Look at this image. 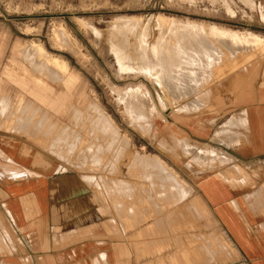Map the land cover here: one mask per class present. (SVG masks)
<instances>
[{"label":"rangeland","instance_id":"374dc122","mask_svg":"<svg viewBox=\"0 0 264 264\" xmlns=\"http://www.w3.org/2000/svg\"><path fill=\"white\" fill-rule=\"evenodd\" d=\"M61 27L70 33L65 42ZM231 30L264 43V0H0V131L100 195L122 167L127 195L163 185L161 172L171 179L162 189L173 192L179 183L167 169L182 175L185 162H222L208 153L189 160V121L221 114L234 90L264 83V44L233 45L218 34ZM31 46L64 61L62 77L37 63Z\"/></svg>","mask_w":264,"mask_h":264},{"label":"crops","instance_id":"0c3cea01","mask_svg":"<svg viewBox=\"0 0 264 264\" xmlns=\"http://www.w3.org/2000/svg\"><path fill=\"white\" fill-rule=\"evenodd\" d=\"M61 29L65 42L70 33ZM28 54L59 77L67 69L41 47ZM256 83L234 90L221 114L189 121V160L208 153L222 162H185L182 175L167 169L179 183L173 192L162 189L171 179L161 172L163 185L127 195L122 167L100 195L0 131V264H264V83Z\"/></svg>","mask_w":264,"mask_h":264},{"label":"bare ground","instance_id":"6f19581e","mask_svg":"<svg viewBox=\"0 0 264 264\" xmlns=\"http://www.w3.org/2000/svg\"><path fill=\"white\" fill-rule=\"evenodd\" d=\"M247 1L249 2V0H247ZM159 18H160L159 21H161V22H163V21H167V20H170V21H176V20H177V19H175V18H173V19L164 18V17H159ZM120 21H121V20H120ZM126 21L131 22L130 19H126ZM177 21H178V20H177ZM122 22H123V19H122ZM124 22H125V21H124ZM124 22H123V23H124ZM128 22H127V23H128ZM120 23H121V22H120ZM120 23H118V25H119ZM125 23H126V22H125ZM127 23H126V24H127ZM170 24L172 25V23H170ZM170 24H169V25H170ZM120 25H121V24H120ZM130 26H131V25H130ZM209 26H210V25H209ZM61 30H63V29H61ZM61 30H60V31H61ZM60 31H59V32H60ZM63 31H64V30H63ZM114 31H115V30H114ZM117 31H118V30H117ZM59 32H58V33H59ZM145 32H146V31H145ZM63 33H64V32H63ZM63 33H62V35H64ZM176 33H177V32H176ZM59 34L61 35V33H59ZM191 34H192V33H191ZM216 34H217V33H216ZM218 34L222 35L223 38L225 37V39L227 38V40H229V39L232 40V41H233V45L235 44V42H240V43H241V42H243V41H247L246 43H251V44H252V43H255V44H254V46H255V45H260V44L263 42V41L260 40L259 38H254V37H256L255 35H251L252 37L250 38V37H247V36H242L241 33H236L235 31H232V30H231V31L220 32V33H218ZM60 35H59V37H60ZM169 35H170V34H169ZM171 35H172V34H171ZM174 35H175V34H174ZM220 35H219V36H220ZM176 36H177V35H176ZM193 36H194V35H193ZM207 36H208V35H207ZM222 36H220V37L222 38ZM173 37H174V36H173ZM60 38H64V37L61 36ZM160 38H164V37L161 35ZM58 39H59V38H58ZM169 39H170V38H169ZM175 39H176V37H175ZM160 40H161V39H160ZM166 40H167V39H166ZM230 40H229V41H230ZM62 41H64V40L62 39ZM169 41H170V40H169ZM229 41H228V42H229ZM232 41H230V42H232ZM59 42H60V41H59ZM69 42H70V41H69ZM171 42H172V41H171ZM240 43H239L238 45H240V47H241V44H240ZM262 44H264V43H262ZM240 47H239V48H240ZM231 48H232V47H231ZM241 48H242V47H241ZM115 49H116V48H115ZM116 50H117V49H116ZM229 50H230V49H229ZM231 52H233V51H231ZM239 52H240V51H239ZM116 53H117V51H116ZM172 53H173V52H172ZM172 53H171V56H172ZM231 54H232V53H231ZM231 54H230V55H231ZM148 55H149V54H148ZM175 55H176V54H175ZM223 55H224V53L222 52V56H223ZM171 56H170V57H171ZM208 56H209V55H208ZM208 56H207V57H208ZM224 56H225V55H224ZM238 56H241V54L238 55ZM170 57H168V58H170ZM177 57H178V56H177ZM180 57H181V56H180ZM209 57H210V56H209ZM173 58H174V56H173ZM226 58H227V57H226ZM220 59H221V58H220ZM220 59H219V60H220ZM169 60L171 61V59H169ZM178 60H179L180 63L178 62ZM178 60H177V62H178V63H177V62L175 61V59H174V61H175L177 64H181L180 58H179ZM223 60H224V58H223ZM250 60H252V59H250ZM47 61H48V60H47ZM221 61H222V60H221ZM224 61H226V60H224ZM57 62H58V61H57ZM166 62H167V61H166ZM168 62H169V61H168ZM242 62H243V63H242ZM242 62H241L242 64H241L240 62H238V63L235 64L234 66L230 67L229 70H230V71L235 70V69L237 68L236 66H238L239 63H240L241 65H243L246 61H245V62L242 61ZM63 63H64V62H63ZM171 63H172V61H171ZM176 63H175V64H176ZM169 64H170V63H169ZM54 65H56V61H55ZM218 65H219V64H218ZM58 66H60V65L58 64ZM64 66H65V65H64ZM168 66H169V65H168ZM63 68H64V67H63ZM172 68H173V67H172ZM178 69H179V70H182V69H180V68H178ZM172 70H173V69H171V71H172ZM174 70H175V69H174ZM174 70H173V71H174ZM175 72H176V71H175ZM216 72H218V76H219V73H220L221 76L225 73L224 68H222V67H219L217 71H216V69H215V73H216ZM177 73H178V72H176V74H177ZM180 73H181V72H179V74H180ZM233 74H234V73H233ZM158 75H159V74H158ZM177 75H178V74H177ZM175 76H176V75H175ZM164 77H165V76H164ZM227 77H228V76H227ZM232 78H234V77H232ZM232 78H230V79H232ZM230 79H229V80H230ZM225 80H226V79H225ZM228 83H229V82H228ZM96 122H97V121H96ZM93 123H94V122H93ZM97 123H98V122H97ZM101 136H102V135H101ZM108 139H109V138H108ZM119 154H120V153H119ZM161 166H162V165H161ZM158 170H159V169H158ZM110 171H111V170H110ZM159 171H160V170H159ZM162 173H163V172H162ZM122 183H123V182H122ZM151 184H152V183H151ZM119 191H120V190H119ZM127 193H128V192H127ZM187 193H188V192H187ZM117 194H118V193H117ZM181 194H182V193H181ZM165 204H166V203H165Z\"/></svg>","mask_w":264,"mask_h":264}]
</instances>
